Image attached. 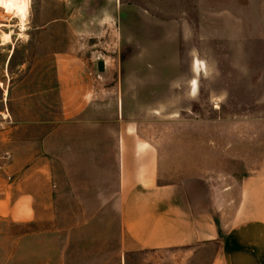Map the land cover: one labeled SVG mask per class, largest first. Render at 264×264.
Returning <instances> with one entry per match:
<instances>
[{"label": "rangeland", "instance_id": "rangeland-1", "mask_svg": "<svg viewBox=\"0 0 264 264\" xmlns=\"http://www.w3.org/2000/svg\"><path fill=\"white\" fill-rule=\"evenodd\" d=\"M0 24V118L62 135L51 218H0V264H207L123 253L117 147L155 148L165 183L264 169V0H31L24 31L3 8Z\"/></svg>", "mask_w": 264, "mask_h": 264}, {"label": "crops", "instance_id": "crops-1", "mask_svg": "<svg viewBox=\"0 0 264 264\" xmlns=\"http://www.w3.org/2000/svg\"><path fill=\"white\" fill-rule=\"evenodd\" d=\"M79 91H70L77 93L70 94L72 99L81 98ZM6 97L3 93L0 102ZM4 116L0 218L21 224L48 221L57 193L52 142L62 140L61 120L50 130V120L9 122ZM122 133L113 201L124 254L187 250L196 262L213 250L207 264H264V169L213 176L206 168H192L173 182H161L157 150L130 143Z\"/></svg>", "mask_w": 264, "mask_h": 264}, {"label": "bare ground", "instance_id": "bare-ground-1", "mask_svg": "<svg viewBox=\"0 0 264 264\" xmlns=\"http://www.w3.org/2000/svg\"><path fill=\"white\" fill-rule=\"evenodd\" d=\"M31 0H0V8H3L5 10H9L11 12L12 19H18L20 23V29L24 31L25 29V23L28 17V12L30 8ZM0 27L7 28L9 27L6 24H0ZM1 46L9 45L11 43L12 33L9 31V33H3L1 36ZM195 71L199 72L200 70V63L197 61L195 62ZM197 90V81L194 80L192 82V88L191 92L195 93Z\"/></svg>", "mask_w": 264, "mask_h": 264}, {"label": "water", "instance_id": "water-1", "mask_svg": "<svg viewBox=\"0 0 264 264\" xmlns=\"http://www.w3.org/2000/svg\"><path fill=\"white\" fill-rule=\"evenodd\" d=\"M97 65H98V70L101 71V72H103L104 71V65H103V63L100 62Z\"/></svg>", "mask_w": 264, "mask_h": 264}]
</instances>
